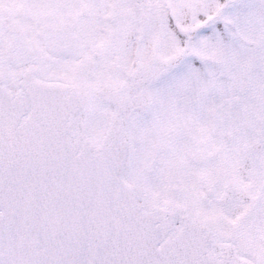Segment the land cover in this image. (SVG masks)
I'll return each instance as SVG.
<instances>
[{
  "label": "snow or ice",
  "instance_id": "snow-or-ice-1",
  "mask_svg": "<svg viewBox=\"0 0 264 264\" xmlns=\"http://www.w3.org/2000/svg\"><path fill=\"white\" fill-rule=\"evenodd\" d=\"M0 264H264V0H0Z\"/></svg>",
  "mask_w": 264,
  "mask_h": 264
}]
</instances>
